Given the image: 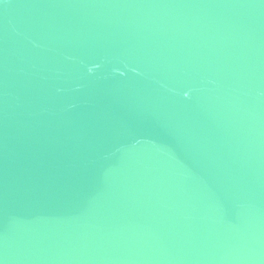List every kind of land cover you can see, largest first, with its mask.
<instances>
[{"label":"water","instance_id":"95a60500","mask_svg":"<svg viewBox=\"0 0 264 264\" xmlns=\"http://www.w3.org/2000/svg\"><path fill=\"white\" fill-rule=\"evenodd\" d=\"M0 264H264V0H0Z\"/></svg>","mask_w":264,"mask_h":264}]
</instances>
